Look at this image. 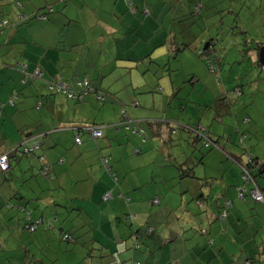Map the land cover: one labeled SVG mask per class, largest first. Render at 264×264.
Segmentation results:
<instances>
[{
  "label": "crops",
  "instance_id": "1",
  "mask_svg": "<svg viewBox=\"0 0 264 264\" xmlns=\"http://www.w3.org/2000/svg\"><path fill=\"white\" fill-rule=\"evenodd\" d=\"M133 1L139 9L149 8L150 15L145 18L130 14L123 0H69L60 8L54 6V11L44 21L30 18L20 22L21 14L29 16L47 5L53 6L58 0H15L22 4L20 9L6 7L9 0H0V18L15 23L0 33V154H18L11 159L7 172L0 171V264L4 260L10 264L7 258L13 256L24 264H55L57 234L54 228L59 219L65 223L73 221V227H77L79 221L89 222V226L81 230H87V234L78 237L81 244L75 242L83 251L85 245L99 246V242L118 248L123 245V241L119 242L121 239L137 233L135 242L141 244V248L129 252V258L140 264H245L252 255L255 264H264V203L255 202L249 196L244 200L237 198L240 172L225 156L229 152L240 153L236 140L245 134V149L249 154L256 159L264 157V126L260 124L264 119V66L260 70L262 79L256 77L255 70L251 78L255 76L256 80L251 81L248 76V89L241 88L242 93L248 95L240 102L219 96L218 100L229 102L227 108L216 106L206 119L197 113L195 117H183V102L178 103L179 109L173 105L175 99L182 100L180 90L174 92L179 86L172 75L159 71L154 62L159 64L166 58L167 28L172 30L169 25L190 18V10L178 13V7L188 0ZM239 1L195 0L191 4L192 8L201 5L195 18L202 21L214 18L215 9L223 6L225 18L229 17L232 23L231 7L233 2L238 4ZM204 8L207 15L202 12ZM224 20L220 23L225 25ZM213 32L219 31L213 28ZM202 35L197 38L201 44L211 36L210 29H202ZM17 63L24 64L27 72L39 68L41 77L24 82L23 75L16 69ZM158 76L168 78V84L163 83L164 88L157 89L160 94L149 91L160 83L155 79ZM53 78L68 83L88 79L96 91L105 94V99L98 101L90 94L81 102L73 103L62 94L50 95L46 85ZM172 97L174 101L170 102ZM235 103L240 108L244 106L236 115L232 111ZM123 104L131 123L139 124L144 132L150 133L145 142L122 130ZM168 105L170 109H166ZM245 117H249L247 124L243 122ZM157 122L176 130L172 142L168 139L167 127L157 128ZM89 123L103 125V137L93 140L82 132L81 142L75 143L76 130ZM199 126L206 129L217 147L210 144L202 154L200 144L197 145L195 169L200 167V171H195V175L199 179L195 180V190L188 186L185 193L209 194L208 203L214 202V208L207 209L195 203V224L208 227L213 244L207 245V238L195 231V238H182L179 243L182 245L174 253L163 250L164 245L173 242L171 239H159L161 244L154 249L156 239L147 242L149 234L141 231L142 226L133 227L137 231L131 229L130 233L117 216L130 211L139 218L138 213L146 214L149 207L144 201L154 196L159 197L160 203L178 198L171 194L172 183L177 180L178 184L179 180L168 156L181 158L179 140H189L192 135L184 128L193 130ZM39 135L43 146L36 155L22 156L18 150L14 151L25 138ZM137 150L139 153L135 152ZM38 155H43L47 163L43 165L38 161ZM102 159L107 160L111 172ZM45 166L52 177L49 172L44 174L48 170H44ZM109 172L115 173L118 179L114 193L128 196V206L117 197L107 201L102 198L103 193L113 187ZM212 178L215 180L207 188L205 181ZM257 183L264 195V167ZM147 184L154 186L146 192L143 188ZM187 199V195H183L180 204L185 205ZM227 200L232 201V208L228 216L219 221L211 211L222 207ZM179 205L176 208L166 205L164 209L170 214L174 211L178 217L175 212ZM17 207L31 211L32 220L50 219L52 229L40 224L32 233L24 230V215ZM177 224L173 227L166 224L167 234L170 228L178 229ZM15 248L24 249L22 255H12ZM41 248H46V252L41 253ZM153 250L157 256L153 255ZM93 260V264H99L105 263L106 258Z\"/></svg>",
  "mask_w": 264,
  "mask_h": 264
},
{
  "label": "rangeland",
  "instance_id": "2",
  "mask_svg": "<svg viewBox=\"0 0 264 264\" xmlns=\"http://www.w3.org/2000/svg\"><path fill=\"white\" fill-rule=\"evenodd\" d=\"M65 1L66 0L63 1L64 3L57 2L53 4L52 7L55 6L56 8H60L63 4L69 2V0H67L66 2ZM194 1L195 0H188L187 2L183 3L178 7V13L180 14L181 10H190L191 12H194V7L192 8L193 4H191ZM16 3L15 0H9V2L4 6H13L15 7V9H17ZM231 9L234 12L232 23L229 17L225 18V12L223 11L224 7L220 6L215 9L214 18L210 20H206L205 18V21H202L195 18L199 14L197 12L195 16L190 17V19L184 20L183 22L178 24L175 23L169 25L172 28L173 36L171 34L168 35V45L166 48L165 56H168L167 58H170L172 68L170 66L169 68L172 70L171 73L175 84L179 86V88H175L174 92H178L179 90L181 92L180 99L182 100L175 99V104L173 105H175V108L179 109L180 106L178 105V103L183 102V117H188L189 115L195 117V113H197L199 115H202L206 119L207 117H209V114L212 112L214 107H216L219 96H221V98L225 97L230 102L236 101L238 103L242 98L248 95L247 92L243 94L241 88L244 87V90L248 89L246 80L248 79V76L249 78H251L252 71H256V77H260V79L263 78L260 70L263 69L262 67L264 65L257 64V51L253 50L251 52H248V50L251 49L250 47H252V45L255 47L257 46V43L264 42V0H240L238 4L236 2H233V6L231 7ZM202 12L204 13V15H207V11L205 8L202 10ZM223 20L225 25L223 23H220ZM207 28L210 29L211 36H208L205 42L201 44L197 38H201L203 36L202 29ZM213 28H217L219 32H213ZM226 31H231V33ZM174 41L175 45H172L174 44ZM250 43H252V45H249ZM176 44H178L177 48ZM182 44H190L191 46L190 48L179 51L178 48H180ZM202 45H207L208 52L201 55L199 51H202ZM194 47L195 50L192 51ZM209 61L212 63L210 68L208 66ZM140 66L144 70V65L141 64ZM192 76H194V81L198 79L197 83H193L194 85H191L189 81V78H192ZM256 77L254 76L250 80H256ZM155 79H158L156 80V82L160 83H157L158 86H155L153 91H151V89L149 91L152 93L155 92L157 94H160V92H157V89L160 88L162 90L164 88L163 83L168 84V78L166 79L164 77L161 78V76H158V78ZM222 92L223 95H220ZM48 93L50 95L55 94L49 91ZM170 93H172L171 90ZM187 94H189V96H187ZM173 101L174 98L172 97L170 99V102ZM71 102L75 103L76 101L71 100ZM237 103L233 105L234 110L232 109L235 115L236 112H241V110H244V106L240 108ZM166 109H170L169 105L166 107ZM260 124L264 126V119L260 121ZM232 126H234V123H232ZM184 145L185 142L182 141V150L183 152L188 154L187 150L184 151ZM200 147L202 149H199V152L205 154L206 147L203 146L201 141ZM240 148L241 147H239V149ZM35 153L37 154L39 153V151L36 150ZM263 158L264 157H260L259 160L263 161ZM193 160L195 159L193 158ZM173 168L175 167L173 166ZM194 171H196V173H199L200 167H196V169L194 168ZM175 182L172 183L173 192H171V194L178 196V198L175 199L172 197L168 202L161 200V203L159 205H150L149 199L147 201H144V203L149 204V207L146 210L147 213H138L140 217L137 218L136 216V218H134L133 224V227L142 226L140 229L145 233L148 225L153 227V231L149 233V235L147 236L148 239H146L147 242H149V240H151L152 238L156 239L154 243V249L161 244V242H159V239L173 240L172 243H168L167 245L163 246L164 251L168 250L171 253H174L178 248H180L182 244L179 243L181 242L182 238H195V231L200 228L198 224H195V195L191 196L189 193H185V188H187L188 186L193 187V190H195V180L184 179L179 181L178 184H176ZM150 188L151 184H147L143 188V190L147 192V190ZM258 189L260 190V193L264 198L261 189L259 187ZM191 191L192 189H190L189 192ZM183 195H187L188 197L185 205L180 204V200L183 198ZM171 204L175 208L180 204L175 212V214H178V217L174 215V211L170 214V212H168L169 210L164 209V206H170ZM184 213L185 215L183 216ZM147 214L148 216L145 217ZM139 221H142L141 225L137 224V222ZM177 222L179 224H177ZM175 223L177 224L176 226H179L178 229L170 228L171 232L170 234H167L166 224H169L170 227H173ZM72 224L73 221L70 220L66 221L65 223L63 219H61L58 223L57 221L55 222L56 227L54 228V230H56L57 234V259L55 264H85V261L88 263L86 255L88 250H79L81 245H79L78 243L81 244V242H66L60 240V238L58 237V227L61 226L64 229H68V227ZM189 226L191 228H189ZM262 236H264V229L262 230ZM127 240L130 246H132L133 244L132 241H136L134 237L133 239L132 237L127 238ZM113 249L114 248L111 247L110 249H107V252ZM40 250L41 253L46 252V248H41ZM22 251H24V249L15 248L13 249L12 255H14L15 253L22 255ZM131 251L133 252L137 250L114 253L113 257L106 258L105 264H117L119 259L129 257V252ZM141 252L144 254L143 251ZM153 255L157 256L156 250H153ZM83 258L84 261L81 262ZM129 260L130 258L126 259L125 261H127V263L129 264Z\"/></svg>",
  "mask_w": 264,
  "mask_h": 264
},
{
  "label": "trees",
  "instance_id": "3",
  "mask_svg": "<svg viewBox=\"0 0 264 264\" xmlns=\"http://www.w3.org/2000/svg\"><path fill=\"white\" fill-rule=\"evenodd\" d=\"M64 0H58V2H63ZM124 1V3L127 5V7H128V11H129V13L130 14H132V15H135V14H139V15H141L142 17H148L149 15H150V9L149 8H147V7H143L142 9H139L135 4H134V1L133 0H123ZM140 1H142V2H145V1H147V0H140ZM47 6H51L52 7V5H47ZM46 6V7H47ZM46 7H44L43 9H39V10H36V11H34L31 15H26V14H24L25 15V17H22V18H19V21L21 22V21H23V20H28V19H32V20H36V21H44V20H46L47 19V16L49 15V14H51L53 11H54V9H53V7H52V11L51 12H49V13H47L46 14V18L45 19H42V20H37V19H35V17H34V14L36 13V12H40V13H42V12H45L46 11ZM200 8H201V5L200 6H194V12H192V13H190V17H194L195 16V14L198 12L199 13V11H200ZM188 19H190V18H188ZM183 22V21H182ZM15 25V23H12V22H10L8 19H1L0 18V33L1 32H3L4 31V29H9V28H12L13 26ZM165 27V26H164ZM166 28V27H165ZM167 33H168V35L169 34H171L172 36H173V34H172V30H168V28H167ZM174 40H175V38H174ZM174 44H172V45H175V41L173 42ZM201 45V44H200ZM208 45V44H207ZM207 45H202V51H199V53L202 55V54H205V53H207L208 52V49H207ZM262 45H264V42H261V43H257V46H253V47H250L251 49H249L248 50V52L249 51H253V50H256V51H258V49L262 46ZM177 46H178V44H176V48H177ZM190 44H182L181 45V47L180 48H178V50L179 51H182V50H184V49H186V48H190ZM195 50V47H194V49L192 50V51H194ZM168 56H166V58H162L161 60H160V62H159V64L157 63V62H154V64L155 65H158V70L159 71H161V72H163V73H167L168 75H172V70L169 68V66L171 67V62H170V58H167ZM257 62V64L258 65H261L259 62H258V60L256 61ZM24 65V64H23ZM211 65H212V63L209 61V64H208V66H209V68L211 67ZM172 68V67H171ZM16 69H17V64H16ZM218 69H220V68H218ZM18 70V69H17ZM26 70V72H27V69H25ZM212 70V69H211ZM19 71V70H18ZM27 73H31V72H27ZM41 77V76H40ZM81 80H83V79H80V81ZM88 80V79H87ZM77 81H79V80H77ZM76 81V82H77ZM189 81H190V83L191 84H193V83H195V81H194V76H192V78H189ZM25 82H27V81H25ZM49 82V81H48ZM47 82V83H48ZM68 83V82H66V83H68L69 85H71V86H75V84H77V83ZM88 82L90 83V81L88 80ZM25 84V83H24ZM92 86V85H91ZM46 87H47V85H46ZM93 87V86H92ZM93 89L96 91V89L93 87ZM47 91H49L48 90V88H47ZM56 94V93H55ZM228 104H229V102H228ZM228 104H226V103H224V99H220V100H218V102H217V104H216V106L218 107L219 106V109H222V107H228V106H226V105H228ZM217 107H214V108H216L217 109ZM129 117V116H128ZM249 118V117H248ZM248 118H244V123H249V119ZM120 119H121V127H122V130H124L125 132H127V133H129V134H131V135H133L132 133H131V131L130 130H127V129H125V127H124V125L122 124V117L120 116ZM247 119V121H245ZM157 123H159V122H157ZM150 124V123H149ZM163 126V127H167V131H168V133L167 134H169V136H168V139H169V141L170 142H172L173 141V135L174 134H176V130H173V129H169V125H166L165 123H159L158 125H157V128L158 127H160V126ZM83 127V129L84 128H86V127H88V128H101L102 129V136L101 137H103V129H104V126L103 125H96V124H94V123H89V124H87V125H83L82 126ZM201 127V126H200ZM232 127V126H231ZM234 127V126H233ZM236 127V126H235ZM198 128V127H197ZM169 129V130H168ZM185 130H187L186 132H187V134L189 135V132H191L192 133V135H190V138H189V140H188V138L187 139H184V138H182V139H180L179 140V142H180V145H179V149H178V154H179V156L181 155V158L179 157V159L178 160H176V156L175 157H172V156H168V159H169V161L171 162V166H174L175 168H173L175 171H176V173H177V178H178V180L180 181V180H184V179H192V180H197V179H199L196 175H195V171H194V168H195V165L197 164V160H196V162H195V160H193V158L195 159V153L197 152V151H195V149H197L196 147H197V145H199L200 144V141H201V139H196V136H195V130L194 129H196V127L195 128H193V130L192 129H187V128H184ZM183 129V130H184ZM184 130V131H185ZM206 130V129H205ZM207 132V131H206ZM208 133V132H207ZM84 134H86L90 139H93V140H95V138H93V137H91L85 130H84ZM150 134V133H149ZM148 133H144V135H145V138H143L144 137V135H142V136H136V135H133V136H136V137H138V139H140V141L141 142H145L146 141V139H147V137L149 138L150 137V135H149ZM241 136H245V134H241L240 135V137ZM26 137H30V136H26ZM101 137H99V138H101ZM239 137V138H240ZM143 138V139H142ZM239 138H238V140H236V146L239 148V147H241L240 148V153L239 154H237V155H235V154H232V153H225V156H226V158H227V160L228 161H230L234 166H236L237 168H238V170H239V172H240V182H242V177L245 175V174H247L248 173V175H249V177L252 179V181L254 182V185L253 186H257V187H259V185H258V183H257V178L263 173V167H264V164H262V165H259L258 166V161H259V159H256V158H253V157H251L252 159L251 160H249L248 158H247V156L249 155V152H248V150L247 149H245L246 147H245V141H243V142H239ZM26 139H29V138H25L24 140H22L21 142H23V141H25ZM96 139H98V138H96ZM43 138L42 139H40L39 140V143L41 144V146H40V148H38V149H35V150H33V151H31V152H27V153H24L23 152V149H22V147L20 146L21 145V143H19V146L14 150V151H16V150H18L19 152H20V155H36V150H38L39 151V149H41L42 148V146H43ZM182 141H184L185 142V147H184V151H188V155L185 153V152H183V150H182ZM179 142H178V144H179ZM202 142V141H201ZM202 144H203V142H202ZM203 146H204V144H203ZM216 147H217V145H216ZM19 148V149H18ZM13 151V152H14ZM135 152H137V153H139V150H137V151H135ZM12 152H10V161H9V167H8V169L6 170V171H2V172H7L8 170H9V168H10V162H11V159L13 158V157H18L17 155H13V156H11L12 154H11ZM171 155H173L172 153H170ZM8 160H9V156H8ZM38 161H40L41 163H43V165L44 164H46L47 162H45V157L43 156V155H38ZM108 164V163H107ZM108 167H109V169H107L108 171H110L111 172V169H110V166L108 165ZM172 168V167H171ZM1 171V170H0ZM49 172V173H48ZM110 172H109V174H110ZM43 173V172H42ZM47 173L52 177V173L50 172V169L48 168V170H47ZM47 173H44L45 175H47ZM111 175V174H110ZM114 175H115V179H113V187L112 188H109V190L108 191H106V192H104L103 193V195L105 194V193H107V192H110L111 193V198H109L110 200L111 199H114L115 197H117V198H120L122 201H124L123 203H124V205L126 206H128L129 205V198H128V196H126L125 194H123V193H114V190H115V188L118 186V183H117V181H118V179H117V177H116V174L114 173ZM213 180H215V179H208L207 181H205V184L204 185H206L207 186V188H209V184H210V182H212ZM153 184H151V186H152ZM204 185H202V186H204ZM154 186V185H153ZM152 186V187H153ZM238 186H240V183L238 184ZM237 186V187H238ZM253 186H250L251 188L253 187ZM260 188V187H259ZM103 195H102V198H103ZM236 195H237V198L238 199H240V200H244L245 198H246V196H249V194L247 195H245L243 198H240L239 196H238V191H237V193H236ZM209 194L208 195H203V193L201 192V193H199V194H197L196 196H195V198H194V200H196V204L199 206V207H202L203 209H207V208H209V207H211V208H214V206H215V204H214V202H211V203H208V200H209ZM250 197V196H249ZM157 199L158 200V203L157 204H154L153 203V200L154 199ZM109 199H105V201H107V200H109ZM149 204L150 205H159L160 204V199H159V197L158 196H154L151 200H149ZM209 204V205H208ZM232 208V201L231 200H227V201H225L224 203H223V205H222V207L220 206V207H217L216 209H215V211H211V212H213L214 213V215H215V213H216V218L219 220V221H221L222 219L220 218V214L223 212V211H225L226 212V217L228 216V213H229V210ZM18 211H21L22 213H23V215H24V218H23V229L24 230H26V231H28V232H30V233H32V232H34L36 229H37V227L41 224V225H45L48 229H52V227H53V224H52V221L50 220V219H46V218H38V219H36V220H32V218H31V211H29V210H27L26 208H24V207H17L16 208ZM117 218H118V220H119V222L120 223H122L126 228H128L129 230H130V233H132V230L131 229H134L133 228V224H134V218H136V215H133V213L132 212H130V211H128V212H125V213H123V214H121L120 216H117ZM61 219H59L58 221H57V223L60 221ZM78 223V222H77ZM73 225V224H72ZM72 225H70L69 227H68V229H64L63 227H58V229H59V233H60V235H61V237H60V240H62V241H66V242H73V243H75L76 241L78 242L79 240H78V237L81 235V236H83V235H85V234H87V230L86 231H84V232H81V230L82 229H84V227H88L89 226V222L88 223H84V220H83V222H79V224L77 225V227H73ZM31 227H34V229L33 230H30V228ZM151 229V232L153 231V227L152 226H147V228L146 229ZM93 229H94V226H93V224L90 226V232H91V236H92V233H93ZM134 231H137V230H135L134 229ZM200 234H202V235H204L206 238H207V245H209V243L211 242V244H213V239L212 238H209V233H208V227L207 228H205V227H203V228H198V230H197ZM220 231L222 232L223 231V228L221 227L220 228ZM150 232V233H151ZM135 234H137V233H134L133 234V236H129V237H126V238H124V239H121L119 242H120V244H122L123 243V247L122 246H120V247H118V248H116V247H114V249L113 250H110L109 252H107V249H110L111 247H108V246H106V243H103V242H99L100 243V245L99 246H86L85 245V250L87 249L88 250V252L86 253V255H87V261L89 260V262L87 263L86 261H85V264H93V262H92V260L95 258V260H93V261H96V260H100L101 258H107V257H113V254L114 253H120V252H123V251H130V250H140V248H141V244H138L137 242H134V241H132L133 242V244H132V246H130V244H128V240H127V238H131L132 237V239H133V237H134V235ZM146 234H147V230H146ZM135 238V237H134ZM121 241H123L122 243H121ZM92 242V241H91ZM90 242H88L87 244H89ZM211 244L209 245V246H211ZM254 255H252L251 256V258H248L247 259V261L248 262H250L251 264H255V259H254V257H253ZM129 257H124L121 261H120V263L119 264H128L127 263V261H125L126 259H128ZM2 259H3V257H2ZM7 260L10 262V264H11V262H12V264H24L23 262H20L18 259H15L14 258V256H13V258H7ZM16 260V261H15ZM83 260H84V258H83ZM130 262H129V264H140L139 262H135V260H133V259H131L130 258V260H129ZM6 262V260H4L3 261V264H7V263H5ZM14 262V263H13ZM99 264H105V263H99Z\"/></svg>",
  "mask_w": 264,
  "mask_h": 264
},
{
  "label": "built area",
  "instance_id": "4",
  "mask_svg": "<svg viewBox=\"0 0 264 264\" xmlns=\"http://www.w3.org/2000/svg\"><path fill=\"white\" fill-rule=\"evenodd\" d=\"M17 8H22V4L17 2L16 3ZM52 11V7L51 6H47L46 7V11L45 12H36L34 14L35 19L37 20H42L46 18V14ZM25 17L24 14H21L19 18ZM17 69L21 72V74L23 75V79L24 82L25 81H33L37 78H40V76L42 75V72L40 71L39 68H36L34 71H32L31 73H27L26 72V66L21 64V63H17ZM77 84H75V86H71L68 83H66L65 81L61 80L60 78H53L52 80H49V82L47 83V88L49 90V92L51 93H61L63 94L67 99L70 100H74L76 102H81L84 97H86L87 95L90 94H95L96 99L97 100H103L104 99V94L102 92H98L95 91L90 83L88 82L87 79H83V80H79L76 82ZM10 103H12V100H9ZM120 116L122 117V124L124 125L125 129L130 130L131 133L133 135L136 136H142L144 135V130L141 129L139 127V124H134L131 123L130 118L127 115V112L125 110V106L122 105V109L120 111ZM247 121V119L245 120ZM130 124H132L130 126ZM84 130L93 138H99L102 136V129L101 128H84L81 130H76L75 136H74V142L75 143H80L81 142V133L84 132ZM195 136L196 139H201V141L203 142L205 147H208L210 144L211 145H216L215 143H213L210 139H209V135L206 132V130L203 127H198L195 129ZM246 138L245 136H241L239 138V142H243ZM42 139L41 135L37 136V137H33V138H29L26 139L25 141L21 142V147L23 149L24 153L27 152H31L35 149L40 148L41 144L39 143V140ZM8 156H9V152H5V153H1L0 154V170L1 171H6L9 167V160H8ZM252 156L249 154L247 156V158L249 160H251ZM103 160V164L106 168H108V164H107V160L106 159H102ZM258 166L264 164V158L263 161H258ZM47 168V166L44 167V170ZM48 169V168H47ZM47 173V172H44ZM111 177L113 179H115V175L114 173H110ZM254 182L252 181V179L249 177L248 173L245 174L242 177V182L240 184V186H238L236 189L238 191V196L240 198H243L248 191V188L250 186H253ZM248 187V188H247ZM249 196L250 198L255 201V202H259V203H264V198L262 196V194L260 193V190L258 189L257 186H253L252 188L250 187L249 191ZM111 198V193L107 192L103 195V199H109ZM154 204L158 203V200L155 198L153 200ZM226 212L223 211L219 216L220 218L223 220L226 218ZM34 227H31L30 230H33ZM151 232V229H147V234H149ZM135 238L137 239V234L134 235ZM211 244V242L209 243ZM245 264H251L250 262H246Z\"/></svg>",
  "mask_w": 264,
  "mask_h": 264
},
{
  "label": "water",
  "instance_id": "5",
  "mask_svg": "<svg viewBox=\"0 0 264 264\" xmlns=\"http://www.w3.org/2000/svg\"><path fill=\"white\" fill-rule=\"evenodd\" d=\"M257 56H258V62L262 65H264V45H262L258 51H257Z\"/></svg>",
  "mask_w": 264,
  "mask_h": 264
},
{
  "label": "clouds",
  "instance_id": "6",
  "mask_svg": "<svg viewBox=\"0 0 264 264\" xmlns=\"http://www.w3.org/2000/svg\"><path fill=\"white\" fill-rule=\"evenodd\" d=\"M124 105V104H123ZM125 106V105H124ZM125 110H126V108H125Z\"/></svg>",
  "mask_w": 264,
  "mask_h": 264
},
{
  "label": "bare ground",
  "instance_id": "7",
  "mask_svg": "<svg viewBox=\"0 0 264 264\" xmlns=\"http://www.w3.org/2000/svg\"><path fill=\"white\" fill-rule=\"evenodd\" d=\"M224 220V219H223Z\"/></svg>",
  "mask_w": 264,
  "mask_h": 264
}]
</instances>
